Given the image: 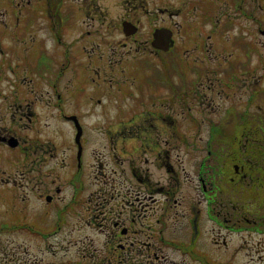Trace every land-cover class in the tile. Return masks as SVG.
<instances>
[{
	"label": "flooded vegetation",
	"instance_id": "1",
	"mask_svg": "<svg viewBox=\"0 0 264 264\" xmlns=\"http://www.w3.org/2000/svg\"><path fill=\"white\" fill-rule=\"evenodd\" d=\"M260 120L264 0H0V200L19 202L0 209V235L44 239L69 216L106 239L68 264L163 263L161 248L201 264L198 247L220 243L234 262L227 236L263 231L264 215L252 218L222 186L264 183V146L246 140L231 157L204 147L200 129L214 140ZM182 151L196 155L200 205L177 196L171 155ZM94 158V181L108 186L97 191ZM171 226L180 230L169 236ZM7 249L0 264L15 260Z\"/></svg>",
	"mask_w": 264,
	"mask_h": 264
},
{
	"label": "rangeland",
	"instance_id": "2",
	"mask_svg": "<svg viewBox=\"0 0 264 264\" xmlns=\"http://www.w3.org/2000/svg\"><path fill=\"white\" fill-rule=\"evenodd\" d=\"M257 61L258 59L253 58V64ZM85 124L89 129L94 130L100 127L101 122L95 121L94 119H85ZM59 127L61 130H70V127L65 123L60 122ZM176 129H180V127ZM200 131L204 141V147H206L210 142V138L209 128L205 122L203 123ZM226 131L227 134L231 135L218 136L214 140H211L210 145L213 144L212 146H228L230 153L232 154L231 157H233V155H240V152L243 151V146L246 145V140H248L249 146L253 145L252 148H254V152L257 151L255 147L261 145L264 146V120L256 122L250 121L248 126L243 128L235 122L229 128H227ZM243 131H246L247 136H241ZM249 133L251 134L248 135ZM59 141L61 143V138ZM232 150H238V154H233ZM261 151L262 152L257 153V156L259 157L258 162L262 163V166L264 167V149H261ZM254 152L249 149L247 154L251 155L254 154ZM178 154L179 153H173L171 155L173 164L175 167L179 168V174H176V177L180 181V185L177 187V196L181 197L182 199L186 198L187 201L191 199L195 204L200 205L198 203V199H200L199 195L201 194L202 189L201 186L197 185L196 155L190 154L188 152L185 153L184 151H182L181 154ZM203 155L206 156V152H204ZM178 157L180 159H178ZM97 161L98 159L96 158L93 160L89 159L90 166L94 164V170H91L93 176L92 180L90 181V189L92 191H97V189H100V187L108 188V186H101V184H99L96 179L94 181L95 176L99 175V172L96 173ZM228 163L229 161L225 160V164L227 166ZM229 166L230 167L226 169L227 176H232L233 164H229ZM224 185L225 186H222L223 190H228L235 197L237 203L244 204L246 211H249V215L251 217L257 214L264 215V183H250L243 185L237 182L232 185L230 182ZM62 194L65 195L64 192ZM66 197L68 199L69 194H66ZM0 209H3L2 211H5L8 214H10L7 212L9 209H12L13 212H18L19 202L11 200L4 203L0 200ZM178 209L180 210L181 208L179 207ZM73 222V219L69 218V216H66L64 223L67 225L63 226L62 229H60L56 234L49 235L44 239L37 238V240H33L28 235L14 231L11 233L1 234L0 243L4 242L8 246L7 251L12 254V257L15 258L11 264L22 263V260H19L21 257H25L26 264H46L51 261H54L56 264H68L70 263V260L77 261L81 258L83 247H85L86 253H88L89 251L93 252L94 249H99L104 246L106 239L105 234L87 228L84 230L74 229L71 224ZM44 224H46V222H44ZM210 226V222H205L203 225L207 231H209ZM262 227L263 231L261 232L246 231L244 233L230 234L227 236L228 241L238 245L236 246L237 250H235L234 253V262L230 260V254L228 253L229 249L223 247L221 243L219 247L220 250L215 249L211 244L204 248L198 247L203 256L201 264H264V223L262 224ZM174 228L177 227L171 226L169 236L172 232L180 230L179 228ZM207 233L209 235L206 236L205 242L210 239L211 231ZM225 233L226 232L221 231V236ZM244 235L245 241L240 239ZM140 240L146 241V235L143 236V234H141ZM149 241L150 243L153 242L152 239H149ZM23 243L27 246L26 255H20V250H22ZM240 243L242 245H240ZM200 244L201 243H199L198 246H200ZM161 249L162 251L160 249L157 250L158 255L166 257L167 260L163 263L155 262L154 264H190L178 251L163 248Z\"/></svg>",
	"mask_w": 264,
	"mask_h": 264
}]
</instances>
